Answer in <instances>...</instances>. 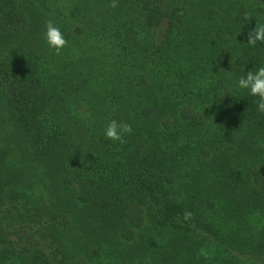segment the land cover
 I'll return each instance as SVG.
<instances>
[{
  "label": "trees",
  "instance_id": "obj_1",
  "mask_svg": "<svg viewBox=\"0 0 264 264\" xmlns=\"http://www.w3.org/2000/svg\"><path fill=\"white\" fill-rule=\"evenodd\" d=\"M113 2L0 0V264H264V0Z\"/></svg>",
  "mask_w": 264,
  "mask_h": 264
},
{
  "label": "clouds",
  "instance_id": "obj_2",
  "mask_svg": "<svg viewBox=\"0 0 264 264\" xmlns=\"http://www.w3.org/2000/svg\"><path fill=\"white\" fill-rule=\"evenodd\" d=\"M111 6L113 8L117 6L115 0ZM255 21V27L247 34V43H245V45L248 47H256L258 44H264V23L258 22L256 19ZM43 39L47 47L53 50L57 55L67 45L64 33L52 20H48L45 23ZM217 67L219 68V65H217ZM223 70V68H219V73ZM229 75H231V73H229ZM232 85L238 89L245 90L249 96L254 97L256 111L264 114V66H254L253 69L247 72L243 70L242 75L232 80ZM131 132V125L112 120L105 128L104 136L108 140L123 143L124 137L127 134H131ZM190 215V213L186 214L185 218Z\"/></svg>",
  "mask_w": 264,
  "mask_h": 264
},
{
  "label": "rangeland",
  "instance_id": "obj_3",
  "mask_svg": "<svg viewBox=\"0 0 264 264\" xmlns=\"http://www.w3.org/2000/svg\"><path fill=\"white\" fill-rule=\"evenodd\" d=\"M163 29H161V31H162Z\"/></svg>",
  "mask_w": 264,
  "mask_h": 264
}]
</instances>
